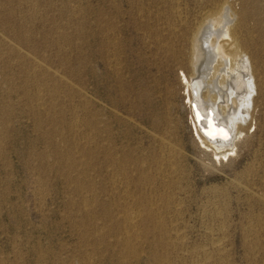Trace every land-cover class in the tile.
<instances>
[{"label": "rangeland", "instance_id": "rangeland-1", "mask_svg": "<svg viewBox=\"0 0 264 264\" xmlns=\"http://www.w3.org/2000/svg\"><path fill=\"white\" fill-rule=\"evenodd\" d=\"M175 1L0 0V264H264V0H229L258 55L226 153L170 56L205 1Z\"/></svg>", "mask_w": 264, "mask_h": 264}, {"label": "bare ground", "instance_id": "bare-ground-1", "mask_svg": "<svg viewBox=\"0 0 264 264\" xmlns=\"http://www.w3.org/2000/svg\"><path fill=\"white\" fill-rule=\"evenodd\" d=\"M204 1L205 7L194 23L184 25L180 31L178 38L182 41L181 47L170 56L175 60L178 67L176 69L180 72L178 81L187 99L188 112L196 135L204 146L211 148V151L215 149L218 153H226L232 150L234 145L242 142V135H238L242 132L246 135L249 131L254 113L253 92L256 87L252 59L257 57L258 52L256 48H251L253 43L243 35V31L247 29V20L253 12L246 8L234 10L229 0ZM108 8L107 27L113 32L112 17H118L122 13L117 6L115 8L109 5ZM118 28L122 30L119 26ZM163 79L164 75L158 76L160 82ZM154 83L152 90H158L159 83L157 81ZM166 89L169 97L166 101L168 108L172 110L175 104L171 100L177 91L173 87L169 88V84L166 85ZM138 99L145 106L152 105L144 95H138ZM160 117L166 119L167 115Z\"/></svg>", "mask_w": 264, "mask_h": 264}]
</instances>
